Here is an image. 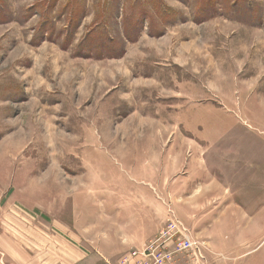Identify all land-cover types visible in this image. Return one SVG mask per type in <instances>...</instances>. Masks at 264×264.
Masks as SVG:
<instances>
[{
	"label": "rangeland",
	"instance_id": "374dc122",
	"mask_svg": "<svg viewBox=\"0 0 264 264\" xmlns=\"http://www.w3.org/2000/svg\"><path fill=\"white\" fill-rule=\"evenodd\" d=\"M263 101L264 0H0V264H104L115 247L96 228L100 203L92 244L70 234L84 185H103L99 199L147 187L158 216L197 241L188 261L264 264V238H201L188 224L222 199L182 203L203 167L224 180L219 197L256 196L245 185H264ZM188 174L197 185H182Z\"/></svg>",
	"mask_w": 264,
	"mask_h": 264
},
{
	"label": "crops",
	"instance_id": "0c3cea01",
	"mask_svg": "<svg viewBox=\"0 0 264 264\" xmlns=\"http://www.w3.org/2000/svg\"><path fill=\"white\" fill-rule=\"evenodd\" d=\"M250 101L251 99H248L246 101L247 105H250L254 102ZM228 107L230 109H234L236 106L229 105ZM260 130L264 132L263 128H261ZM178 159L179 162H182L183 156H181V152ZM172 160L173 154L166 153V162ZM200 160L201 159H199V161ZM188 170L190 171L189 168ZM202 170L204 172L205 170L209 171V173L207 172L204 175V178L208 177V180L201 183V189H199L201 191L199 194L188 198L183 197L182 203L184 206V210H186L187 213H191V211L193 212L195 208H193V206H191V208L190 206H187V208H185V204L192 205L201 198L205 199V206H208L210 204L211 197H215V199L220 198L227 204H225L223 210H221L218 216L214 215V213H208L205 216L195 218L190 216L188 218V224L194 228L198 236L201 238L209 237L214 239H223L224 236H231L232 234L239 237H243L247 234L248 237L254 239L264 238V185H252L251 188H247V186L245 185L246 190L252 189L257 191L255 197H252L253 194L251 195L249 193H246L244 197L240 195V197L237 199L235 198V196H233V199L228 201L226 200L228 197H219V195H222L224 191L222 185H226L223 182L224 180L221 178L217 180L212 179L209 175L211 174L209 167H203L201 169V173H198L199 175L197 174V177L202 176ZM243 172L240 174H244ZM176 173L179 174V172ZM173 174L174 169L171 168L168 172V175H172V181L170 185H178V179L174 178ZM184 177L190 179L181 181L182 185H197L194 183L195 178H197L196 176L194 178L192 175L188 174ZM175 179L176 182L174 181ZM232 179L233 182H231L234 184H237L240 181L243 182L241 177H233ZM84 186L86 187L87 191H89V193L85 197V199L87 200V214L85 215L86 218L80 222L83 229L78 231L72 230L70 231V234L74 235L75 238L80 240L78 242V245H80L82 241H86V245L88 246L89 244H92L91 242L88 243V234L91 231L96 230L97 228L98 231L102 232L104 237L102 245L107 242L110 245L111 243H113V246L115 247V249H103V252L107 255L104 256L106 258V262L104 264H121V262L123 261L122 258L124 257L132 260V264L134 262L133 259L139 256L136 257L134 255H131V252L136 249H140V247L145 245L147 240L154 234H156L165 225L166 221L169 219L168 215L158 216V200L156 198H152L149 189L147 187H142V185H125L126 187L124 186V190L126 189L128 193H126L125 190L123 197L119 196L120 192L118 191V196L108 195L101 199L95 197L94 190L95 186H97V189L101 186L100 188L103 190V185ZM187 188H189V186H187ZM143 192L144 194L142 196ZM238 192L239 190L231 189V195L238 194ZM239 194H241V191ZM89 196L91 197L89 198ZM77 202L79 203L78 199ZM96 203L101 204L102 207L100 209L102 211H99L100 213L99 218L97 219L98 221L96 220V217L94 218L93 216L97 223L95 228V225L93 227V225L90 224L92 223V220H88V212H93L92 207H94V204ZM104 206L105 208L107 206L106 210L103 209ZM61 232L64 234L67 233L63 231ZM230 242L232 241H228L227 243ZM81 249L83 248L81 247ZM83 250L82 252H84ZM86 252L88 251L86 250ZM86 252L84 253L87 254ZM75 253L79 254L78 251ZM84 256H81L80 259H82ZM186 257H181L179 260H176L174 264H197L196 262L193 263V261L186 260ZM69 259L70 257H63L60 260H57L56 264H88L82 263L81 261H79V259H77L76 261H72Z\"/></svg>",
	"mask_w": 264,
	"mask_h": 264
},
{
	"label": "built area",
	"instance_id": "2783aa9c",
	"mask_svg": "<svg viewBox=\"0 0 264 264\" xmlns=\"http://www.w3.org/2000/svg\"><path fill=\"white\" fill-rule=\"evenodd\" d=\"M190 229L178 219H170L141 249L132 255L142 258L141 264H174L191 254L197 246ZM127 258H122L123 262Z\"/></svg>",
	"mask_w": 264,
	"mask_h": 264
}]
</instances>
